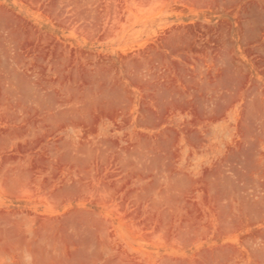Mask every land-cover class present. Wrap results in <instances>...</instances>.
Instances as JSON below:
<instances>
[{"label":"rangeland","instance_id":"rangeland-1","mask_svg":"<svg viewBox=\"0 0 264 264\" xmlns=\"http://www.w3.org/2000/svg\"><path fill=\"white\" fill-rule=\"evenodd\" d=\"M0 264H264V0H0Z\"/></svg>","mask_w":264,"mask_h":264}]
</instances>
